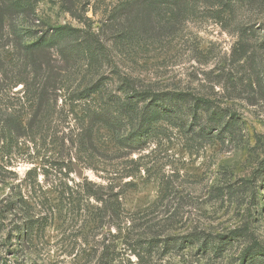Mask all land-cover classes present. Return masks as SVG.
<instances>
[{"label": "trees", "instance_id": "obj_1", "mask_svg": "<svg viewBox=\"0 0 264 264\" xmlns=\"http://www.w3.org/2000/svg\"><path fill=\"white\" fill-rule=\"evenodd\" d=\"M42 1L0 0V92L9 97L22 85V95L11 98L30 107L0 104V140L6 141L0 146L3 159L29 131L57 113L64 90L72 106L65 119L72 113L78 124L73 143L80 153L97 157L98 150L110 149L112 143L126 151L118 155L124 157L176 137L191 153L219 143L247 148L254 156L250 177L238 188L226 187V193L234 196L264 185V140L256 135L251 144L249 122L240 106L208 92L146 83L144 75L166 60L190 21L212 17L225 24L235 18L238 6L250 3L262 8L264 0H118L105 6L98 19L89 11L97 13L101 0H53L77 24L46 23L38 14ZM256 31H262L261 36L256 38ZM236 33L230 60L240 71L225 73L230 89L251 91L252 97L264 99V24L252 32L241 21ZM197 42L195 50L203 54ZM117 185H93L95 190L88 189L85 196L98 202L102 226L111 225L124 234L122 243L137 257V264H146L158 250L163 255L193 254L203 264H264V243L248 229L213 232L196 226L176 237L138 225V218L145 216L124 210L122 192H114ZM170 191L168 186L161 190V202ZM22 203L15 195L4 206L14 210ZM5 208L0 206V212ZM113 253L108 245L104 264L114 263Z\"/></svg>", "mask_w": 264, "mask_h": 264}, {"label": "rangeland", "instance_id": "obj_2", "mask_svg": "<svg viewBox=\"0 0 264 264\" xmlns=\"http://www.w3.org/2000/svg\"><path fill=\"white\" fill-rule=\"evenodd\" d=\"M101 1L97 13L89 11L95 19L101 17L105 6L118 0ZM38 14L48 24H77L53 0L42 1ZM230 20L225 24L212 17L190 21L166 60L144 71L145 82L212 93L221 101L240 106L247 116L253 144L256 135L264 140V99L252 97L251 91L230 89L225 73L240 71L230 60L237 25L243 21L255 32L264 24V6L244 3ZM261 33L256 31V38ZM196 40L203 54L195 50ZM21 91L19 85L9 97L0 92V104L13 102L22 110H30L29 103L14 99L22 95ZM66 95L63 90L55 115L29 131L7 157L0 156V166L10 170L0 168V206L5 208L15 195L23 201L14 210L0 212V264H104L108 245L114 252L113 264H137V257L122 243L124 234L111 225L102 226L98 202L85 196L88 189L95 190L93 185L111 182L118 184L114 192H122L124 210L129 215L145 216L137 217V224L156 233L177 237L196 226L213 232L242 228L264 243V185L234 196L226 193V187L238 188L242 179L250 177L254 156L247 148L214 143L191 153L176 137L165 145L155 143L124 157L118 155L126 151L112 143L110 149L98 150L97 157L88 156L74 147L78 124L72 113L65 119L72 109ZM25 116L24 125L29 118ZM105 139L102 136L101 141ZM3 144L6 141L0 140V146ZM74 164L83 170L82 177ZM167 186L171 195L161 202L160 192ZM145 263L203 264L193 254L163 255L162 250L155 251Z\"/></svg>", "mask_w": 264, "mask_h": 264}, {"label": "water", "instance_id": "obj_3", "mask_svg": "<svg viewBox=\"0 0 264 264\" xmlns=\"http://www.w3.org/2000/svg\"><path fill=\"white\" fill-rule=\"evenodd\" d=\"M75 166V170L77 172V174L82 177L83 176V170L77 165V164H74Z\"/></svg>", "mask_w": 264, "mask_h": 264}]
</instances>
